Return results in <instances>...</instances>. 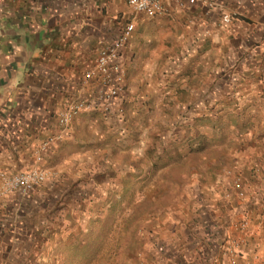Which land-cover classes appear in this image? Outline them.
<instances>
[{"label": "crops", "instance_id": "obj_1", "mask_svg": "<svg viewBox=\"0 0 264 264\" xmlns=\"http://www.w3.org/2000/svg\"><path fill=\"white\" fill-rule=\"evenodd\" d=\"M213 1L216 9H181L166 0V12L148 18L132 12L127 0H0V172L37 167L57 174L28 194L0 192V264L53 263L52 248L74 247L80 231L89 233L77 202L97 195L94 181L80 177L94 163L89 150L101 149L107 139L122 142L134 127L145 135V121L155 115L170 118L166 113L172 112L174 118L175 90L183 97L179 105L200 106L192 116L219 121L216 131L227 128L220 121L232 122L226 140L231 166L245 184L251 223L245 236L251 246L263 239L264 219L259 222L253 207L264 203V0ZM128 23L135 28L120 56L126 85L121 101L108 112L96 105L60 126L58 115L70 103L92 99L97 79L83 84V76ZM161 39L174 42L176 56H186L174 79L142 68L138 58L139 49ZM94 207L89 203L88 216ZM211 234L204 246L173 234L154 264H229L223 238L215 242Z\"/></svg>", "mask_w": 264, "mask_h": 264}, {"label": "rangeland", "instance_id": "obj_2", "mask_svg": "<svg viewBox=\"0 0 264 264\" xmlns=\"http://www.w3.org/2000/svg\"><path fill=\"white\" fill-rule=\"evenodd\" d=\"M149 38L152 41L153 36ZM157 41L138 50L141 67H153L168 80L174 79L173 70L182 65L186 56L175 55L172 40L161 39L159 45ZM175 92L179 103L174 118L172 112L166 113L170 118L155 115L145 121V126H150L145 135L134 127L128 136L119 139L123 143L112 145L107 139L98 144L101 149L89 150L94 163L85 166L80 177L86 183L90 178L94 181L97 195L96 199L85 197L77 202L84 210L80 223L84 222L85 228L89 226L90 232L80 231L74 247L52 248L56 260L49 264H154L156 257L167 251V241L173 234L190 245L204 246L207 234H211L208 228L213 229L211 237L215 242L223 238L224 253L233 245L231 249L241 263L264 264V237L251 246L245 236L249 228L245 232L230 229L233 222L249 220L245 198L240 200L232 193L236 178L245 190L243 178L231 166L229 157L231 144L226 135L232 131L229 130L232 122L220 121L228 129L216 131L219 121L204 119V115L192 116V111H199L200 106L179 105L183 97L180 91ZM132 122L137 123L138 119ZM223 137L225 140L220 144ZM47 169L50 170H43L49 177L57 175L52 168ZM84 187L86 184L79 189ZM227 193H232L231 198L225 197ZM89 203L95 207L94 215L88 216ZM263 206L264 203H259L253 207L259 222L264 219ZM239 208L243 212L233 213ZM233 242L239 245L235 247Z\"/></svg>", "mask_w": 264, "mask_h": 264}, {"label": "built area", "instance_id": "obj_3", "mask_svg": "<svg viewBox=\"0 0 264 264\" xmlns=\"http://www.w3.org/2000/svg\"><path fill=\"white\" fill-rule=\"evenodd\" d=\"M166 0H127L128 7L136 14L144 15L148 18L158 17L166 12L164 6ZM172 2L178 8L186 6H204L207 9H216L213 0H167ZM230 16L224 15L223 21L229 22ZM134 24H126L118 33L114 41L100 49L94 70L88 71L83 76V84H88L92 79H97V87L93 93L92 99H79L70 103L59 115L58 124L62 127L68 126L72 120L82 112L92 111L95 106H100L103 111L108 112L118 101L120 102L125 92V69L120 61V56L127 45L129 38L134 31ZM119 113L123 112L120 107ZM40 160V157L37 158ZM49 174L43 169L33 168L25 172L16 174H7L0 172L1 193L20 192L28 194L33 192L36 187L44 183ZM233 195L242 200L245 198V190L239 178L232 182ZM232 193H227L226 198H231ZM264 211V206L262 208ZM250 225L247 218L233 222L231 228L234 231L245 232ZM235 247L238 242H233ZM234 246L232 245L231 248ZM228 249L229 264H251L249 261L241 263L236 251Z\"/></svg>", "mask_w": 264, "mask_h": 264}]
</instances>
